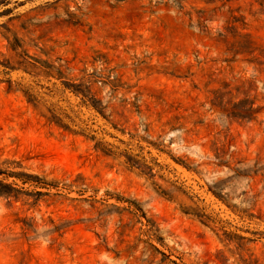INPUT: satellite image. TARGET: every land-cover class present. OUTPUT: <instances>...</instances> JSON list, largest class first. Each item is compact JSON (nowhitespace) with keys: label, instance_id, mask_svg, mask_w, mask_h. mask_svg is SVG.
I'll return each instance as SVG.
<instances>
[{"label":"rangeland","instance_id":"obj_1","mask_svg":"<svg viewBox=\"0 0 264 264\" xmlns=\"http://www.w3.org/2000/svg\"><path fill=\"white\" fill-rule=\"evenodd\" d=\"M0 264H264V0L0 3Z\"/></svg>","mask_w":264,"mask_h":264},{"label":"trees","instance_id":"obj_2","mask_svg":"<svg viewBox=\"0 0 264 264\" xmlns=\"http://www.w3.org/2000/svg\"><path fill=\"white\" fill-rule=\"evenodd\" d=\"M5 1H7V0H0V3H4ZM153 246V245H152ZM168 258L166 257V256H164V258H163V260L162 261H165V260H167Z\"/></svg>","mask_w":264,"mask_h":264}]
</instances>
